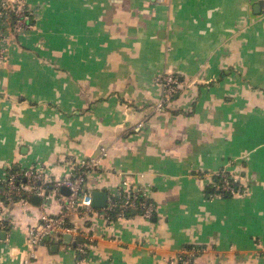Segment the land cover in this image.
Here are the masks:
<instances>
[{
	"label": "crops",
	"instance_id": "crops-1",
	"mask_svg": "<svg viewBox=\"0 0 264 264\" xmlns=\"http://www.w3.org/2000/svg\"><path fill=\"white\" fill-rule=\"evenodd\" d=\"M24 1L33 28L0 65V177L33 167L49 187L0 201V264H169L184 246L195 264H264V0ZM102 147L82 205L139 191L153 215L93 208L76 216L84 256L65 235L30 256L40 210L62 211L52 181ZM222 169L242 193L215 191Z\"/></svg>",
	"mask_w": 264,
	"mask_h": 264
},
{
	"label": "built area",
	"instance_id": "built-area-1",
	"mask_svg": "<svg viewBox=\"0 0 264 264\" xmlns=\"http://www.w3.org/2000/svg\"><path fill=\"white\" fill-rule=\"evenodd\" d=\"M31 15L32 11L24 0H13L0 5V65L7 54V38L11 34V30H16L19 33L32 29ZM159 82L165 88L166 98H169L175 92L176 78L172 75H164L159 78ZM105 155L106 149L102 147L99 156L72 162L71 167L62 178L52 181L50 191L58 197L62 204V211L55 214L45 208L40 210L38 223L28 227L30 256L35 254L36 248L43 243L46 237L55 235L60 238L65 234L70 235L75 249L81 256H84L86 248L78 240L80 230L76 216L81 212H92L94 209L90 204L82 205V185L88 171L96 167ZM217 174L221 176V179L213 184L216 190L232 195L242 193V185L235 177L229 176L224 169ZM19 176L20 174L11 173L5 178L0 177V195L2 197L6 199L20 197L23 204H28L27 197L23 196L25 191L33 192L40 197L46 196L45 189L49 186L46 185L43 175L38 170L33 167L26 168L21 174L25 178V183L22 184L17 182ZM63 185L68 187L67 194L61 192ZM154 208V203L147 194L139 191H126L108 196L106 205L100 210L105 219L112 220L124 218L131 211L139 212L142 216L149 218L153 215ZM199 251V248L192 246L181 247L176 256L168 263L195 264L194 257ZM22 264H29V260L23 261Z\"/></svg>",
	"mask_w": 264,
	"mask_h": 264
},
{
	"label": "water",
	"instance_id": "water-1",
	"mask_svg": "<svg viewBox=\"0 0 264 264\" xmlns=\"http://www.w3.org/2000/svg\"><path fill=\"white\" fill-rule=\"evenodd\" d=\"M61 192L64 194L68 193V188L66 186H62L61 188ZM106 197H107V193L105 191H94L92 193V198L90 201V205L93 208H102L106 205ZM36 198V197H35ZM4 231H0V235H3ZM65 236H67V238H70L69 234H65Z\"/></svg>",
	"mask_w": 264,
	"mask_h": 264
},
{
	"label": "trees",
	"instance_id": "trees-1",
	"mask_svg": "<svg viewBox=\"0 0 264 264\" xmlns=\"http://www.w3.org/2000/svg\"><path fill=\"white\" fill-rule=\"evenodd\" d=\"M28 6V5H27ZM30 21L34 24V17H33V15H31V17H30ZM11 34H13L14 35V37H16L17 36V34H18V32L16 31V30H11ZM229 176H230V174L229 173H227ZM220 179H221V176L220 175H215L214 176V183H216V182H219L220 181ZM215 189V188H214ZM215 191L216 192H218V193H220V194H222V196H224V197H231V196H233L232 194H230V193H228V192H224V193H222L221 191H219V190H216L215 189ZM4 200V197H2V195H0V201H3ZM79 240V239H78ZM190 247V246H189Z\"/></svg>",
	"mask_w": 264,
	"mask_h": 264
}]
</instances>
